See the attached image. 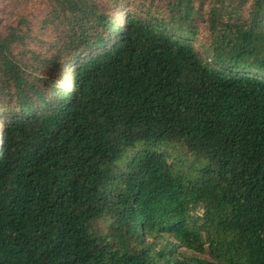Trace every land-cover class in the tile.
<instances>
[{"label": "trees", "instance_id": "1", "mask_svg": "<svg viewBox=\"0 0 264 264\" xmlns=\"http://www.w3.org/2000/svg\"><path fill=\"white\" fill-rule=\"evenodd\" d=\"M0 12V264H264V0Z\"/></svg>", "mask_w": 264, "mask_h": 264}, {"label": "rangeland", "instance_id": "2", "mask_svg": "<svg viewBox=\"0 0 264 264\" xmlns=\"http://www.w3.org/2000/svg\"><path fill=\"white\" fill-rule=\"evenodd\" d=\"M35 0H0V7L4 10L2 18L5 22L11 21L26 7H30ZM1 15V12H0Z\"/></svg>", "mask_w": 264, "mask_h": 264}]
</instances>
